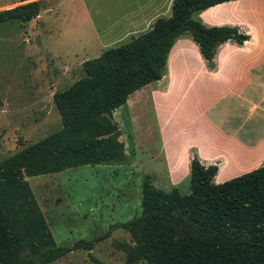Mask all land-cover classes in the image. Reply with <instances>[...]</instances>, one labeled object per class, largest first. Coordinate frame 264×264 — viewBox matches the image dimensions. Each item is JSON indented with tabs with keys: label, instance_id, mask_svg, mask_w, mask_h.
Segmentation results:
<instances>
[{
	"label": "trees",
	"instance_id": "trees-1",
	"mask_svg": "<svg viewBox=\"0 0 264 264\" xmlns=\"http://www.w3.org/2000/svg\"><path fill=\"white\" fill-rule=\"evenodd\" d=\"M225 1L173 0L169 16L158 17L128 42L84 60L83 75L54 91L61 128L0 160V264H48L63 254V247L48 246L32 263L22 252L28 238L43 232L26 177L124 163L127 153L113 113L128 104L131 93L162 78L178 37L190 36L210 69L221 43L248 39L237 27L206 26L195 17ZM40 9L39 0L1 9L0 23L28 22ZM217 169L192 155L185 193L175 186L157 187L148 174L142 177L141 213L115 224L136 240L127 264H264V163L220 183L213 180Z\"/></svg>",
	"mask_w": 264,
	"mask_h": 264
},
{
	"label": "rangeland",
	"instance_id": "rangeland-1",
	"mask_svg": "<svg viewBox=\"0 0 264 264\" xmlns=\"http://www.w3.org/2000/svg\"><path fill=\"white\" fill-rule=\"evenodd\" d=\"M25 1L30 0H0V10ZM39 1L38 18L0 23V160L60 129L53 92L83 75L84 60L128 42L121 35L127 18L150 13L164 0ZM148 91L131 93L127 107L113 113L127 153L124 163L26 177L43 224L40 236L22 244L32 263L45 247L59 246L63 254L48 264H127L136 240L115 224L141 213L144 175L164 189V118L173 117L175 131L186 104L175 96L164 103V96ZM175 187L187 192L188 176Z\"/></svg>",
	"mask_w": 264,
	"mask_h": 264
},
{
	"label": "crops",
	"instance_id": "crops-1",
	"mask_svg": "<svg viewBox=\"0 0 264 264\" xmlns=\"http://www.w3.org/2000/svg\"><path fill=\"white\" fill-rule=\"evenodd\" d=\"M172 1L164 0L150 13L131 15L121 35L131 39L147 31L158 17L170 15ZM195 17L206 26L237 27L248 39L221 43L210 69L198 45L182 35L168 54L162 78L134 91L148 88L151 97L164 96V103L170 96L186 103L175 131L173 117L164 118L165 190L189 175L192 155L203 165H217L215 183L264 163V0H228Z\"/></svg>",
	"mask_w": 264,
	"mask_h": 264
}]
</instances>
